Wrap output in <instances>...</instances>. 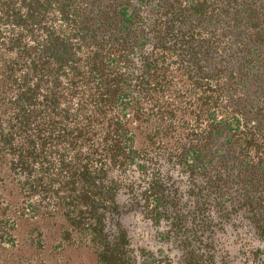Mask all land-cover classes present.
Here are the masks:
<instances>
[{
    "label": "trees",
    "instance_id": "trees-1",
    "mask_svg": "<svg viewBox=\"0 0 264 264\" xmlns=\"http://www.w3.org/2000/svg\"><path fill=\"white\" fill-rule=\"evenodd\" d=\"M133 206L178 264H216L230 228L264 264V0H0V248L24 218L31 243L44 223L94 264H159Z\"/></svg>",
    "mask_w": 264,
    "mask_h": 264
},
{
    "label": "rangeland",
    "instance_id": "rangeland-1",
    "mask_svg": "<svg viewBox=\"0 0 264 264\" xmlns=\"http://www.w3.org/2000/svg\"><path fill=\"white\" fill-rule=\"evenodd\" d=\"M133 207L121 214V222L136 251L144 253L150 260H159V264H178V248L175 243L161 235L159 230L162 226H158L145 216L139 207ZM40 225L43 227L45 240L42 244L31 243L29 238L33 234L34 223L30 219H20L14 229L16 245L0 248V264H94L95 257L87 248L73 246L56 248L52 245L54 230L47 224ZM225 230L229 233L228 236L234 235V233L230 235L231 228ZM218 234L220 235L216 251L218 256L215 263L244 264L245 261H241L240 258L239 241H233L228 236L226 238L223 231H219ZM168 257L170 261H167Z\"/></svg>",
    "mask_w": 264,
    "mask_h": 264
}]
</instances>
